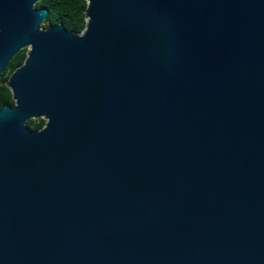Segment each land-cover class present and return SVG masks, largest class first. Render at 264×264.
<instances>
[{
  "label": "water",
  "instance_id": "1",
  "mask_svg": "<svg viewBox=\"0 0 264 264\" xmlns=\"http://www.w3.org/2000/svg\"><path fill=\"white\" fill-rule=\"evenodd\" d=\"M39 1L0 0V264H264V0Z\"/></svg>",
  "mask_w": 264,
  "mask_h": 264
},
{
  "label": "trees",
  "instance_id": "2",
  "mask_svg": "<svg viewBox=\"0 0 264 264\" xmlns=\"http://www.w3.org/2000/svg\"><path fill=\"white\" fill-rule=\"evenodd\" d=\"M36 8H47L49 11L43 23L44 28L61 23L69 31L81 33L86 27V0H40ZM27 51L23 49L11 60L3 78L0 79V110L3 106L15 104L13 94L6 83L11 74L24 63ZM45 124L44 119H32L27 122V126L33 131L42 129Z\"/></svg>",
  "mask_w": 264,
  "mask_h": 264
}]
</instances>
